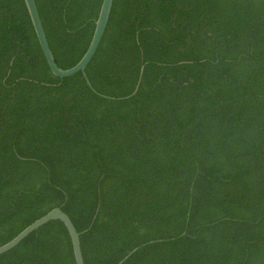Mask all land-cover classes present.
<instances>
[{
    "label": "trees",
    "instance_id": "1",
    "mask_svg": "<svg viewBox=\"0 0 264 264\" xmlns=\"http://www.w3.org/2000/svg\"><path fill=\"white\" fill-rule=\"evenodd\" d=\"M35 1L75 67L103 0ZM86 75L0 0V247L61 208L85 264H264V0H114ZM0 264H76L66 226Z\"/></svg>",
    "mask_w": 264,
    "mask_h": 264
},
{
    "label": "water",
    "instance_id": "2",
    "mask_svg": "<svg viewBox=\"0 0 264 264\" xmlns=\"http://www.w3.org/2000/svg\"><path fill=\"white\" fill-rule=\"evenodd\" d=\"M24 1H25V5L27 7V10H28L30 19L32 21V25L34 27L35 33L37 35L40 47L43 51V54L46 58V61L48 63V66H49L52 74L55 77L63 79V78H68V77L74 76L78 73H82L83 76L86 78L87 83L89 85H91L88 78H87V75H86V69L89 66V64L91 63L92 59L94 58V56H95V54H96V52H97V50L101 44V41L103 39V36H104L106 28H107V24L109 21V17L111 14V10H112L114 0H103L101 10L99 13V17H98V20L96 21V28L94 31V35H93V38H92V41L90 43L88 50L86 51L83 58L80 60V62L75 67H73L71 69H67V70L60 68L56 63L55 57L53 55V52H52L50 45H49V42H48V38H47L45 28L43 26V23H42V20L40 17V13L38 11L36 1L35 0H24ZM143 73H144V66H142V68L140 70V78H139V81L137 83V86L135 88L134 93L131 96L126 97V99H130L132 96H134L138 92L140 84H141ZM103 97H105V96H103ZM51 221H61L64 223V225L66 226V228L69 232L70 238H71L76 264H85L83 254H82V250H81L80 234L76 230V228H75L71 218L69 217V215L66 212H64L61 208H55V209L51 210L48 214H46L45 216H43L39 220H37L34 223H32L31 225H29L27 228H25L13 240H11L7 244L1 246L0 247V256L7 253L10 250H12L16 246H18L29 235H31L36 230H38L39 228H41L42 226L46 225L47 223H49ZM138 249L133 250L119 264H123V262L125 260H127L129 258V256H131L133 253H135Z\"/></svg>",
    "mask_w": 264,
    "mask_h": 264
}]
</instances>
